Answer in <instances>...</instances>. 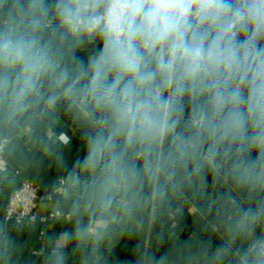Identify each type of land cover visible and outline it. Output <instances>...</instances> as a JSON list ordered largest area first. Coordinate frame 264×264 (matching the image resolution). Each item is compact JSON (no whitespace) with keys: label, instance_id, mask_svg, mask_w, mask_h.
I'll use <instances>...</instances> for the list:
<instances>
[{"label":"clouds","instance_id":"clouds-1","mask_svg":"<svg viewBox=\"0 0 264 264\" xmlns=\"http://www.w3.org/2000/svg\"><path fill=\"white\" fill-rule=\"evenodd\" d=\"M34 150L63 171L40 264L123 239L134 264H264V0H0V183Z\"/></svg>","mask_w":264,"mask_h":264},{"label":"crops","instance_id":"crops-1","mask_svg":"<svg viewBox=\"0 0 264 264\" xmlns=\"http://www.w3.org/2000/svg\"><path fill=\"white\" fill-rule=\"evenodd\" d=\"M57 133L64 132L62 140L68 141V147L65 150L66 160H71L78 152L76 143L77 132L70 122L65 121L63 127L56 129ZM52 132L48 133L51 136ZM10 172L13 177L11 182L0 183V222H6L9 227H14L13 236L22 245V252L19 254L17 264H40L45 252L47 237L52 234H59L64 230L58 222L60 216L54 217L48 222L40 220L35 223H19L13 220H5V212L8 206L10 196L16 190L23 179L34 181L40 187L45 196L38 209L39 214H49L60 212L59 192L57 182L63 175V171L58 169L55 161L43 154L40 150H34V158L25 160L20 157L9 159ZM18 170V173L16 171ZM70 227V225H69ZM183 231L180 233L181 240H187L193 235L194 224L190 216L185 214L182 225ZM135 239H123L120 241L115 252L112 254V264H134L133 249L136 246ZM220 243L214 239V245ZM167 248V245H165ZM164 249H161V253ZM70 264H76L75 260L70 259Z\"/></svg>","mask_w":264,"mask_h":264},{"label":"built area","instance_id":"built-area-1","mask_svg":"<svg viewBox=\"0 0 264 264\" xmlns=\"http://www.w3.org/2000/svg\"><path fill=\"white\" fill-rule=\"evenodd\" d=\"M8 167L10 168L9 163ZM16 173H18V170ZM44 197L37 183L29 179H23L19 187L10 196L5 212V220L31 224L38 220L48 222L54 217L60 216V212L47 215L39 214L38 209Z\"/></svg>","mask_w":264,"mask_h":264}]
</instances>
